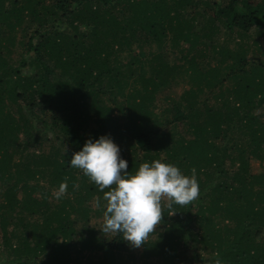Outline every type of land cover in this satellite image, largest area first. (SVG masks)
<instances>
[{
  "label": "trees",
  "instance_id": "obj_1",
  "mask_svg": "<svg viewBox=\"0 0 264 264\" xmlns=\"http://www.w3.org/2000/svg\"><path fill=\"white\" fill-rule=\"evenodd\" d=\"M258 37L264 0H0V264H264ZM105 134L130 174L196 170V205L161 207L140 254L90 225L103 193L69 164Z\"/></svg>",
  "mask_w": 264,
  "mask_h": 264
},
{
  "label": "clouds",
  "instance_id": "obj_2",
  "mask_svg": "<svg viewBox=\"0 0 264 264\" xmlns=\"http://www.w3.org/2000/svg\"><path fill=\"white\" fill-rule=\"evenodd\" d=\"M69 164L81 170L103 193V231L122 234L134 247H139L161 221L162 197L187 205L199 196L194 168L187 176L172 164L153 160L141 163L135 174H130L119 146L107 134L96 139L89 137L72 154ZM66 190L65 178L54 193L55 198L60 199ZM215 264L221 262L217 260Z\"/></svg>",
  "mask_w": 264,
  "mask_h": 264
},
{
  "label": "rangeland",
  "instance_id": "obj_3",
  "mask_svg": "<svg viewBox=\"0 0 264 264\" xmlns=\"http://www.w3.org/2000/svg\"><path fill=\"white\" fill-rule=\"evenodd\" d=\"M224 34H225V32L222 31V34L218 35L217 38L218 39H224ZM257 41H258V46L253 47V49H252V52L253 51H256V53L254 55V59H256L258 61H264V38L258 37L257 38ZM180 92H181L180 89H176V90H174L173 95L177 96V95H179ZM157 112H159L158 109H157ZM33 122H34L35 130H36V132L39 135H46L48 137H51V139L53 138V136L50 134V132H48V130H45V129L41 128L40 124L35 119H33ZM251 168H252V172L253 173H261V172H264V167L259 162H257V161L251 162ZM169 201L170 200L167 197H162L161 198V207L166 206ZM190 205L192 207H194V205H196V200L191 201V204ZM195 212H196V206H195V208H192L189 211V213H191V214H194ZM103 222H104V218H101V219H93V220H91L90 225L93 226V227H95L96 229H100V228H102ZM157 230H158L157 227H155L154 228V231H157ZM102 235L107 239V238L110 237L111 232H105ZM152 237H154V235ZM146 238H148V237H146ZM194 244L195 243H192L193 253L199 254V255H201L203 257H206V258L209 257V255L206 254V252H203V249H202V247L200 245H195L194 246ZM141 251H142V246L140 245L139 247H136V249H135L134 252L137 253V254H140ZM190 255L192 256V253H190ZM137 264H140V263L137 262ZM146 264H157V261L155 259H148V262H146Z\"/></svg>",
  "mask_w": 264,
  "mask_h": 264
}]
</instances>
